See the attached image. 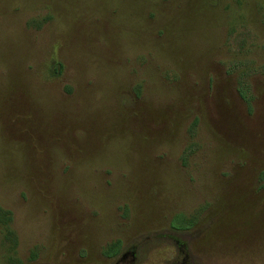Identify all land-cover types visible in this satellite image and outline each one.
Returning a JSON list of instances; mask_svg holds the SVG:
<instances>
[{
  "label": "rangeland",
  "instance_id": "obj_1",
  "mask_svg": "<svg viewBox=\"0 0 264 264\" xmlns=\"http://www.w3.org/2000/svg\"><path fill=\"white\" fill-rule=\"evenodd\" d=\"M0 264H264V0H0Z\"/></svg>",
  "mask_w": 264,
  "mask_h": 264
}]
</instances>
